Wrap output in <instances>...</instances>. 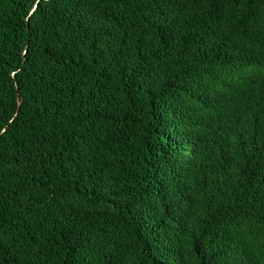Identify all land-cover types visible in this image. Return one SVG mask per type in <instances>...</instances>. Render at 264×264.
<instances>
[{
	"label": "trees",
	"instance_id": "obj_1",
	"mask_svg": "<svg viewBox=\"0 0 264 264\" xmlns=\"http://www.w3.org/2000/svg\"><path fill=\"white\" fill-rule=\"evenodd\" d=\"M0 264H264V0H0Z\"/></svg>",
	"mask_w": 264,
	"mask_h": 264
}]
</instances>
